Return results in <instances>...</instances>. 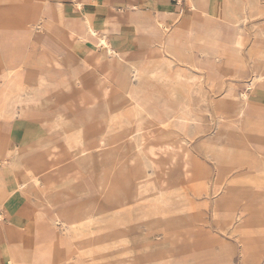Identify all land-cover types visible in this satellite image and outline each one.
<instances>
[{
    "label": "rangeland",
    "instance_id": "1",
    "mask_svg": "<svg viewBox=\"0 0 264 264\" xmlns=\"http://www.w3.org/2000/svg\"><path fill=\"white\" fill-rule=\"evenodd\" d=\"M14 1L0 0V10H14ZM249 1L252 4L242 10L249 17L236 23V35L232 39L222 37L223 49L230 53L227 51L229 56L221 60L222 84L217 88L208 82L210 69L197 73L199 83L184 62L170 63L174 73L178 67L185 70L180 75L183 88L176 90L177 100L171 98V103L176 106L180 99L189 105L186 111L196 114L183 126L178 121L184 111L178 113L175 122L158 125L163 120L160 102L169 95L163 89L143 93L147 96L145 111L134 118L118 82L121 61L120 65L87 64L93 60L88 55L90 47L77 45L75 38L65 33L64 18L53 11L48 13L51 23L47 29L53 35L64 32L61 43L74 55H70L71 64L80 63L75 68L82 80L80 88H61L71 80L64 50L54 45L53 53L40 59L38 43L26 41L20 26L0 21L4 55L15 38L16 44L23 43V57L35 72L48 74L46 87H33V99L40 106L27 105L30 120L15 129L0 124V141L8 153L4 162L16 161L7 165V171H21L23 144H30L27 155L41 159L35 161L40 172L35 182L38 186L32 183L26 196L17 201L33 212L39 210L42 225L55 226L50 252L46 248L41 260L46 258L47 264H264V0ZM183 4L175 8L177 12L187 7V0ZM196 8L190 4L191 10ZM2 12L0 17H4ZM149 25L157 26V22ZM165 26L161 29L168 44L186 45V53L191 50L202 57L194 48L197 44L190 45L188 38L173 39ZM39 34L43 32L39 30ZM236 52L237 57L229 58ZM125 56L122 54L126 66H154L163 58L153 55L136 63L135 57ZM59 62L62 66L56 65ZM2 72L0 68V75ZM100 73L118 84L103 93L90 79L97 82ZM34 80L32 75L26 86H34ZM155 86L162 84L157 81ZM83 92H90V96ZM18 94H22L21 89L0 100L3 122L24 119L25 110L18 111L26 99L18 98ZM72 112L84 123L82 137L91 153L85 157L74 154V144H67L59 131L48 132L43 126ZM122 117L135 127L140 124L141 130L133 132V126L126 123L109 127L111 118ZM37 135L43 140L38 144ZM101 136L105 140L97 149ZM57 215L62 222L54 225L52 219ZM63 226L69 227L68 234ZM66 235L72 239L71 245L63 244ZM130 246L137 253H131ZM138 247L149 254L147 260L137 258Z\"/></svg>",
    "mask_w": 264,
    "mask_h": 264
},
{
    "label": "crops",
    "instance_id": "2",
    "mask_svg": "<svg viewBox=\"0 0 264 264\" xmlns=\"http://www.w3.org/2000/svg\"><path fill=\"white\" fill-rule=\"evenodd\" d=\"M174 1H176L177 4H175ZM190 1L191 0H187L188 5L185 9L177 12L175 8H179L181 5H184V0H170V2H168V0H15L13 2V4L16 5L14 10L7 12H2L3 10H0L2 12L1 15H4V17H0V21L6 20L9 22L8 25L11 24L13 26H20L22 28L21 31H23L22 36L27 38L26 41L31 39L38 43L42 51V55L39 56L40 59L45 57L44 54L47 56L48 54L53 53H51L52 49H49L46 46V40L53 42L54 45H56L57 50H64V52H66L67 58V56L73 54L69 49H65V45L63 46L61 43V35L64 32L59 31V33H61L60 35H53L50 30L47 29V23H51V18L48 16V13L53 11V13L56 15L64 18L65 33L69 37L73 39L75 38L74 40L77 45L89 46L90 50L88 51V55H90L91 50L96 45V38L88 36L85 39H79L80 41H78V38L84 36V15L91 14L94 25L99 29V32L105 34L109 42L112 43L121 54L125 53L128 57H135L136 61L134 62L137 63L141 62L142 60L148 61L147 58H145L148 56L155 55L156 57L161 58L166 56V52L162 46V36L160 33L146 32L143 30L144 24L149 25L150 23H156L154 17L159 11L161 12V20L164 21L168 26V31H170V34L172 35L171 37L173 39H184L188 37L195 38L197 45L194 48H197L202 57L193 55V51L191 50H188L186 53L184 50L185 47L187 48L186 45L183 46L182 50L184 53L183 62L186 64L185 69L189 70L192 69L191 64L205 59V56L200 51L201 46H210L212 43H214V46L224 50L222 38L223 32L221 29L213 27L211 22L212 20L218 21L220 23L223 20L226 21L223 14L221 13V9L226 3V0H194L197 7L195 10L190 9ZM76 2L81 3V8L77 7ZM233 3L234 8L241 10L240 4L237 3L236 0ZM243 15L245 17L242 19V21L249 17L245 12H243ZM38 17H43L42 24L46 30H40L43 32L42 35L39 34V30L37 32H33L27 23L35 18L37 19ZM139 18L141 19L139 20ZM173 21H176V25L173 23ZM11 22H13V24ZM130 22H142L143 24L136 23L135 27H132ZM212 28L215 30L213 31ZM101 30H105L106 33L101 32ZM237 30L238 29H236V31ZM3 36L4 35L0 36V38ZM41 36L45 37V39H42ZM205 36L211 38V40H202L201 38H204ZM49 37L53 38L48 40ZM15 42L16 39L14 38V41L11 42L12 44L9 45V48L6 52L7 55H4L3 47L0 45V56L3 63L10 68H15L21 64L24 66L26 64L30 66L29 70H32L33 73H38L35 72L31 64L28 63L23 57V43L16 44ZM227 51L228 50H226V55L223 57L229 56L228 52L230 53V51ZM236 55H238L237 52L233 57H237ZM52 56L54 59H57L56 56ZM59 63L61 64L60 66H62V62ZM149 63L156 64L158 61L156 63L149 61ZM220 63H215L213 66L214 68H219L220 75H222ZM66 64L67 62H65V66ZM79 66L80 63L78 62L75 64L74 68H79ZM213 66L204 67L203 69H211ZM66 68H69L70 73L72 74V68L67 66ZM90 79L93 81V84H98V81L95 82L94 78ZM66 84H73L72 77L69 82L63 83L61 88H63L62 86ZM91 92L93 93L94 89H92ZM195 99L197 100L198 98ZM26 110L27 109H25L23 112L25 116L21 121H5L4 123L11 125L14 129L18 127L20 128V126H23L27 120H30L27 118L29 116V112ZM71 114L72 115H70V117L72 118H80L78 117L77 113L72 112ZM86 115L88 116V114ZM43 126L49 132L48 126L44 124ZM41 137V135H37L35 136V140L37 141V139ZM3 143V141H0V163L6 166H12L13 161L16 162L15 160L4 162L7 160L6 157L8 156V153ZM29 146L30 144H23L22 149H20L21 151L19 155L21 159V171L15 174L9 171L6 172V169L2 168V165L0 164V169L5 171L3 172L5 175L4 178L0 177V187L9 185L11 188H13L15 177L20 176V179H25V181L28 182L27 189H29L33 178H35V175L36 177L39 176L40 172L37 171L35 161H39L41 159H34L27 155L29 152V150H27ZM30 174L31 176H34L30 178ZM48 183H50V181ZM23 196L26 195L20 194L19 191H15L6 198L0 195V205L5 204L3 208H0V264H9L7 263L9 261H11V264H34L35 261H37L38 254L43 249V246H47L46 248L48 249V252H50L49 243L53 237L39 242L40 234L43 232L44 228V225L41 223L42 219H40L41 212L39 210L33 212V210L28 209L21 203H17V201H19V199H21ZM53 230L54 228L52 231ZM65 239L66 236H64V239L62 240L63 244H67L66 242H68V245H71L73 243L72 239H69L68 241ZM144 254L147 253L144 252ZM143 260L146 259L144 258ZM44 261L45 264H47L46 258Z\"/></svg>",
    "mask_w": 264,
    "mask_h": 264
},
{
    "label": "bare ground",
    "instance_id": "3",
    "mask_svg": "<svg viewBox=\"0 0 264 264\" xmlns=\"http://www.w3.org/2000/svg\"><path fill=\"white\" fill-rule=\"evenodd\" d=\"M234 1L235 0H226V3L223 5V7L221 9V13L223 14L226 21L223 20L220 23L218 21L212 20V22H211L213 27H217V28L222 30V32H223L222 37H226L227 39H232L236 35L238 30L236 31L237 27L235 25H236V23L241 22L242 19L245 17L243 15L242 10L245 9L247 6L252 4L249 0H236L237 3H239L241 6V10H238V9L234 8V6H233ZM76 4H77L78 8H81V3L76 2ZM190 4L192 5L193 8L196 6L194 4V0H191ZM157 13L158 14H157L156 19H155L157 22V26L144 24V27H143V30L146 32H159L160 35L162 36V46H163L164 51L166 52V56H164V58H162V60L157 65L148 66L146 64H137L136 65V64L130 63L129 66H126V64L124 63L125 60L122 58V54L117 50V48L112 43L109 42L107 36L103 33H100L99 29L94 25L93 18H92L91 14H85L84 15L83 25L85 28V32H84V36L80 37L79 39H85L88 36L96 38V45L94 46V48L91 50V53H90V56L92 57L93 60H91L90 62H86L87 64L91 65L92 67H96L102 62H104L102 65H106V64L108 65V64H111L114 62L117 64L119 62V65H120V61H121L120 66H121L122 70H120L118 82H119L121 89H123L122 97H124V95L126 96L127 106L131 110L130 112H133L134 118L140 116L145 111L144 108H145V102L147 100V96H143V93L146 94V92H148V91L153 92L156 90L160 91L163 89V90H166L167 94H169V95L168 96L166 95L167 97L164 96L162 98V101L160 102L163 120L158 121V125L167 126V125H169L170 122H175L178 118L177 117L178 113L180 111L181 112L184 111V113H183L184 115L182 116V118H179V120H181V121H178V125L183 126V124L187 120L193 118L194 115H196L193 111H191V112L186 111L187 109H189V105L184 103L180 99L178 100L179 103L176 106H175V104L173 105V103H171V101H170L171 98H173V99L176 98V96H174V94H176V90L178 88H180V86H181L180 75H182L185 71L184 69L178 67L177 71H175V73H174V70L171 69L170 63L173 61L183 62L182 61L184 59V56H183L184 53L182 52L183 48L170 45L165 41V35L163 34L161 28L166 27L165 26L166 24L164 25L163 21L161 20V12L158 11ZM140 19L141 18H139V20ZM42 22H43V17H38L37 19L35 18L32 21H29L27 23L29 24V26L33 32L34 31L37 32L38 30H41V29L45 30ZM136 23L143 24L142 22H130V25L132 27H135ZM212 29H213V31L215 30L214 28H212ZM169 35H171V34H169ZM51 38H53V37H49L48 40ZM201 39L202 40L206 39L208 41L211 40V38L206 37V36L204 38H201ZM188 40H189L190 45L196 44L195 38L188 37ZM45 44L49 49H52V47L54 46L53 42H51V41L49 42L47 40L45 41ZM213 44L214 43H212V45H210V46H201L200 51L205 56V59L200 61V62H194L193 64H191L192 74L196 80H199V82H200V79H199V75L197 73H199V71H201L204 67L213 66L215 63L216 64L220 63L222 60V57L226 55L224 50L219 49L217 46H214ZM98 49H100L101 52L97 53ZM102 54H103V57H102ZM232 57L233 56H230L229 58H232ZM145 58H147V57H145ZM66 62H67L66 66L72 68L71 77H72V83L73 84H66L63 86H67V87L68 86L69 87L75 86L76 88H80L82 85V80L79 76L78 70L75 69L73 67V65L71 64L70 55L67 56ZM56 65L60 66L61 64L57 63ZM230 65H232V63H230ZM0 67L3 70L2 74L0 75V80H1L0 81V100H2L4 97L11 96L12 92L14 90L21 89L22 94H18L17 97L18 98L20 96L25 97L26 104L22 105V107L19 109L18 113H21V111L23 112V110H25L27 105H29V104H32L35 107L40 106L38 103V100L33 99V96L35 95L34 91H33V87L34 88L46 87L48 74H44V72L33 73L32 70H29V69L24 70L22 64L15 67V68L7 67L6 64L3 63L1 56H0ZM102 69H104V66ZM32 75L34 76V79H35L34 83L35 84L32 87L31 86L27 87L26 84L29 82V79L32 77ZM49 75L53 76L54 74L50 73ZM96 78L98 80V84H99L98 86L100 87V89L103 93H106L107 90H109L108 89L109 86L113 85L114 83L118 84L117 82H115V80H112V78L105 75L104 73H100L99 76H97ZM208 78H211V80H208V82L214 88L217 86V84H222L220 82V78H221L220 77V71H219V68H217V67H215V68H214V66L211 67L210 72H208ZM157 81H158V83L162 84V86H160V88L159 87L156 88V86H155ZM182 88L183 87H181L180 89L182 90ZM83 94L88 95V94H90V92H83ZM15 96L16 95H14L12 98L14 99ZM88 96H90V95H88ZM242 96L244 98H247L246 93H243ZM175 100H177V99H175ZM239 113H241V112H239ZM66 114L64 117L58 116L55 120H51L44 125L48 126L49 132L50 131H59L61 133L63 139L67 142V144H69L68 141L72 142L74 145L71 148L73 149L74 154H79L81 157H85V156L90 155L91 153L89 151V148H88V146H86V142L84 141V139L82 137V129H83L82 127L84 124L82 119L80 120L79 118H72V117L68 116L69 114L68 115H66ZM1 116H2V110L0 109V124H3L4 122L1 120ZM113 116L114 115H112V117ZM110 121H111V123H110L111 126H109V127H113L114 125L120 124V123H126V124L130 125V127L133 126V130H132L133 132H139L141 130L140 124L136 125V127H135V123L134 124L131 123V121L128 118L122 117L120 120L111 118ZM104 140H105V137L101 136L99 138L98 144L95 148H97V149L100 148L101 145H103ZM42 141L43 140L41 137V138L37 139V141L35 143L38 144V143H41ZM137 146H138V144L136 145V147ZM2 168L6 169V172H7V170H9V168L5 165H2ZM3 172H5V171H2V169H0V177L1 178H4V176H5ZM19 177L20 176L15 177V182L13 181L14 182L13 188H11L9 185H5L4 187H0V190H1L0 195L4 196L6 198L9 195H11L15 190H17V191L19 190L20 193L24 194V195L26 193H28L29 192V190L27 189L28 182L25 181V179L24 180L20 179ZM36 181H38V178H36V177L33 178L32 183L34 184V186L37 185L35 183ZM63 185H65V184H63ZM52 220L54 222V225H57L58 222H62L61 217H58V215H57V217H55ZM56 222H57V224H56ZM52 225L51 226L50 225H44L43 226L44 228H43V232H41V234H40L39 242L46 240L45 239L46 237L50 238L51 231H52L53 227H55ZM62 230L65 231L66 234L69 233V227H67V226H63ZM68 238L69 237L66 235L65 240L68 241L69 240ZM129 243L131 244L130 241H129ZM138 245L140 247V244H138ZM139 247H138V249H139ZM46 250H47L46 246H43V249L38 254L37 261H35L34 264H45V261L41 260L42 259L41 257L46 254ZM77 250L78 249H76L75 252ZM137 251H139L138 257H137L138 259L143 260L144 258L145 259L147 258L148 254H144V252L142 251V248L137 250ZM135 252L136 251L133 250L131 247V253H135Z\"/></svg>",
    "mask_w": 264,
    "mask_h": 264
}]
</instances>
